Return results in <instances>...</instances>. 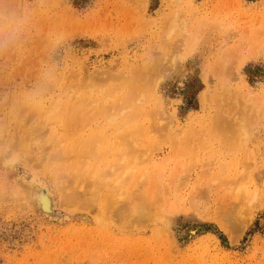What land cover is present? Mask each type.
<instances>
[{
	"label": "rangeland",
	"instance_id": "rangeland-1",
	"mask_svg": "<svg viewBox=\"0 0 264 264\" xmlns=\"http://www.w3.org/2000/svg\"><path fill=\"white\" fill-rule=\"evenodd\" d=\"M172 9L169 0H0V264H264V0H178L169 32ZM239 88L261 104H248L247 137L230 146L211 127L219 96ZM123 93L139 99L156 137L141 143L150 157L137 188L165 190L162 221L103 215L96 200L73 196L80 184L61 167L75 160L66 135L98 125L73 115L64 127L61 103ZM237 183L249 190L240 201ZM32 184L51 194L50 215L26 195ZM197 226L205 232L191 233Z\"/></svg>",
	"mask_w": 264,
	"mask_h": 264
},
{
	"label": "bare ground",
	"instance_id": "bare-ground-1",
	"mask_svg": "<svg viewBox=\"0 0 264 264\" xmlns=\"http://www.w3.org/2000/svg\"><path fill=\"white\" fill-rule=\"evenodd\" d=\"M169 1L173 9L165 20L169 32H172L179 25L178 0ZM166 52L169 54L168 50ZM167 54L165 55L167 56ZM234 90V93L227 90L225 97L219 96L220 99H218L221 103L218 105L224 104L225 107L221 106L219 108L216 105L217 113H214L215 118L212 124L213 127H211L213 130L220 128L225 141L230 146L241 143L242 139L247 137L245 135L249 124L246 123V120L248 121L249 113H251L248 104L252 108L261 104L254 101L249 93H243L240 88ZM91 92H93V89L90 90L89 94H92ZM89 94L81 95L79 98L65 99L61 103L59 107L61 109L57 114V120L61 121L64 127L73 115H75L77 123L79 121H85L89 125L93 122L98 123V125L93 126L94 128L89 129L86 135H82L81 130L66 135L71 144L64 150L75 160L68 165L63 164L61 167L71 168V172L73 174L75 172L74 176L81 187L79 192L74 195L72 193L70 196H84L88 204H93L96 200L101 213L107 216L111 212L116 220L121 221L123 219L126 221V219H130L133 221H131L132 223H141L156 218L161 219V221L164 220L162 204L165 198L162 197L161 193L165 190L155 192L150 187L147 191H139L137 188L144 180L148 179L147 173L140 165L143 158L150 157V154L143 157L144 150L141 143L143 141L148 142V146L151 147L153 140L156 139L155 136L149 137L146 131L151 132L152 130L150 131L144 123L140 122L142 115L139 113V99L123 93L115 97L104 96L95 101L93 105H88L85 101L81 102L82 99L80 98L91 99ZM37 105L33 104L35 107ZM239 108L242 117L236 118L235 115L238 116ZM232 110L235 113L238 111L236 114L233 113L232 116ZM83 113H86L85 116L80 118ZM245 116H248V119ZM56 139L57 147H59L60 142L57 135L53 137L54 141ZM58 149L57 155L60 153V149ZM82 160L84 161L82 162ZM106 166H109V168H105ZM107 171L109 172L107 173ZM36 185L32 184L26 189L25 193L31 201L38 203V207L45 214L50 215L53 210L51 194L45 193ZM91 188L94 189L90 190ZM235 188L234 199L240 201L247 198L249 190L243 183H237ZM171 206L173 208L172 204ZM190 206L195 207V202ZM237 210L238 208H235V210L233 208L231 212L227 213L228 216L231 217L235 213L234 211ZM76 217L78 221L84 224L90 221V216L87 214H78ZM130 220L127 222H130ZM205 230L204 227L197 226L190 231L196 235L205 232Z\"/></svg>",
	"mask_w": 264,
	"mask_h": 264
}]
</instances>
